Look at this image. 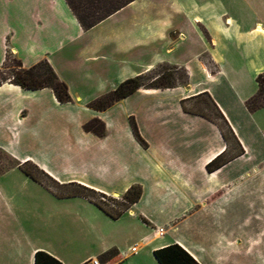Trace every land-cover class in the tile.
<instances>
[{"label":"crops","instance_id":"1","mask_svg":"<svg viewBox=\"0 0 264 264\" xmlns=\"http://www.w3.org/2000/svg\"><path fill=\"white\" fill-rule=\"evenodd\" d=\"M8 53L25 68L47 61L72 101L0 86V264H34L38 251L61 264H159L154 252L172 245L198 264H264V106L245 105L264 74V0H135L89 30L65 0H0V67ZM159 64L187 85L89 107ZM205 93L243 150L211 172L229 144L182 107ZM92 119L102 137L83 130ZM71 184L142 195L113 218Z\"/></svg>","mask_w":264,"mask_h":264},{"label":"trees","instance_id":"2","mask_svg":"<svg viewBox=\"0 0 264 264\" xmlns=\"http://www.w3.org/2000/svg\"><path fill=\"white\" fill-rule=\"evenodd\" d=\"M69 8L71 9L73 15L76 17L77 21L79 22L80 26L84 30H89L101 21L105 20L115 12L119 11L129 3L135 0H65ZM8 61H12L14 63L15 69H11L10 73L0 79V86L4 83H11L13 85L19 86L24 90H41V89H51L55 95V98L59 103H69L71 102V97L68 93L67 85L61 81L58 76L56 75L55 71L51 67V65L47 61H41L38 64L30 67L25 68L23 67L21 61L13 57L10 53L6 55L5 63ZM4 63V65H5ZM181 71L182 72V82L178 81L174 77V73ZM152 75V76H151ZM256 82L258 85L257 94L251 97L246 102V108L250 112H254L261 107L264 106V74H260L256 78ZM188 83V76L186 72L178 68L177 66L169 65V64H159L154 69L138 75L133 78H129L123 81L119 86L99 97L95 101L89 104L90 108L103 111L113 105L115 102L122 100L129 95L135 93L138 90H164V89H172L178 86H186ZM209 96L208 94H204ZM210 100L212 101L213 108L217 114V118H210L202 113H194L190 109H187L185 101L182 102L183 110L201 115L217 124L219 127L223 138L228 143V136L224 130V124L227 127L228 133L231 135L233 140L236 142L238 146V151L235 155L241 154L243 152L241 146L238 144L237 139L229 126L227 120L220 112L216 104L213 102L211 97L209 96ZM194 99V98H193ZM83 130L88 133H92L98 137H102L105 134V126L102 121L99 119H92L86 122L83 125ZM133 131L135 133L136 138L142 142L139 134L136 130L135 125L133 124ZM234 155V156H235ZM233 156V155H232ZM230 156L229 159L232 157ZM226 156H219L215 160H213L208 166L207 170L209 172L221 167L224 165L228 160ZM23 171L29 175L31 178L39 181V179L34 176V174L24 168ZM37 172L41 173L47 179L50 178L44 174L43 172L36 169ZM73 187V194L77 196H81L93 201L99 208L105 211L113 218H118L122 215L123 212L128 210L130 206L135 204L142 195V188L139 185L131 186L120 198L121 205L123 209L119 212L112 213L104 209L100 204L94 201L88 195H85L81 192H76L75 190L79 189L86 192H91L97 194L93 189L78 185V184H71ZM103 199H107V196L98 193ZM108 200L115 201V199L108 197ZM111 252L107 253L109 255ZM154 256L159 262V264H198L186 251H184L178 245H172L154 252ZM34 264H61L52 256L48 255L45 252L38 251L34 255Z\"/></svg>","mask_w":264,"mask_h":264},{"label":"rangeland","instance_id":"3","mask_svg":"<svg viewBox=\"0 0 264 264\" xmlns=\"http://www.w3.org/2000/svg\"><path fill=\"white\" fill-rule=\"evenodd\" d=\"M11 69H15L14 63H12V61H8L7 63H5V65H3L2 67H0V79L3 77H6ZM214 72V69H212ZM152 76V75H151ZM174 77L182 82V72L178 71L174 73ZM197 99V100H196ZM192 112L194 113H202L210 118H217V114L213 108L212 105V101L210 100L209 96L206 95H201L199 97H196L193 99V102L191 105L187 106ZM262 108V107H261ZM255 112V111H254ZM224 130L227 133L228 136V144H229V153L226 156V159L229 158L230 156H232V154H235L238 151V146L236 144V142L233 140V138L231 137V135L228 133L227 127L224 124ZM0 169L3 167V158L0 155ZM33 174H35L36 178L41 180L42 182H45L46 184H51L49 182V179H47L45 176H43L41 173L32 170L31 171ZM76 192H81L85 195L90 196L91 198L94 199L95 202H97L98 204H100L104 209H106L109 212L112 213H116L119 212L123 209L122 205H121V201L120 198H113L115 199V201H111L108 200V196L107 199H103L100 194H94L91 192H86V191H82V190H75Z\"/></svg>","mask_w":264,"mask_h":264},{"label":"built area","instance_id":"4","mask_svg":"<svg viewBox=\"0 0 264 264\" xmlns=\"http://www.w3.org/2000/svg\"><path fill=\"white\" fill-rule=\"evenodd\" d=\"M83 264H106V263H103L99 258H91L85 261Z\"/></svg>","mask_w":264,"mask_h":264}]
</instances>
